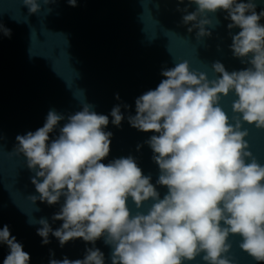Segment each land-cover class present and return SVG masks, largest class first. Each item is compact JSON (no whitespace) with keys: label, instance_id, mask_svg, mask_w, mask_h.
I'll return each mask as SVG.
<instances>
[{"label":"clouds","instance_id":"1","mask_svg":"<svg viewBox=\"0 0 264 264\" xmlns=\"http://www.w3.org/2000/svg\"><path fill=\"white\" fill-rule=\"evenodd\" d=\"M42 2L22 0L30 14L41 11ZM68 3L75 7L77 0ZM191 4L196 8L189 11ZM257 8L254 0H188L178 8L198 39L211 35L209 13L226 12L227 28L239 29L231 33L230 49L247 58L248 67L229 71L215 61L218 75L209 79L188 60L176 61L162 69L154 89L136 97L134 114L125 117L127 104L114 105L110 114L88 103L67 116L51 109L43 126L16 136V151L33 173L31 199L60 204L52 216L62 222L59 227L45 217L31 221L39 224L43 245L50 236L61 248L76 239L95 245L103 237L112 249L111 264H185L197 256L205 264H237L229 237L239 235V248L264 264V164L253 155L243 126L264 129V8ZM3 35L10 38L11 29L5 27ZM230 92L236 97L231 117L221 104ZM125 118L131 128L152 133L144 143L159 169L155 183L132 155L108 160L114 133L106 129L110 122L121 127ZM142 147L137 144V151ZM158 185L167 189L163 197ZM0 245L8 249L2 264H31L7 224L0 227ZM51 256L48 264H105L98 247H87L77 259Z\"/></svg>","mask_w":264,"mask_h":264},{"label":"water","instance_id":"2","mask_svg":"<svg viewBox=\"0 0 264 264\" xmlns=\"http://www.w3.org/2000/svg\"><path fill=\"white\" fill-rule=\"evenodd\" d=\"M254 2L257 11L264 8L262 0ZM187 4L188 0H77L72 7L68 0H48V4L41 3V11L30 14L22 0H0V227H10L31 254V264H48L52 252L56 259L82 258L87 247L100 248L105 264H111L112 249L103 237L95 245L76 239L61 248L52 236L49 244L41 243L36 233L39 224L31 221L45 217L53 228L59 227L62 222L52 221V216L60 204L31 199L35 194L30 179L33 173L16 151L18 134L43 126L51 109L67 116L85 103L102 114H110L116 104H127L130 108L122 107L125 117L134 114L136 97L154 89L163 79L162 69L176 61L188 60L193 69L207 73L209 79L218 75L212 69L215 61L229 71L249 66L247 58L235 57L230 49L231 33L239 29L227 28V13H209L211 35L198 39L195 30L190 33V25L182 23L184 13L178 11ZM195 8V4L188 6L189 11ZM5 27L11 29L10 38L3 35ZM116 93L120 100L115 98ZM235 98L230 92L221 101L230 117L234 115L231 103ZM243 126L248 129L245 139L253 155L264 164V129L254 124ZM58 130L50 137L54 138ZM106 130L114 133L108 160L132 155L155 183L159 169L144 143L152 133L131 128L126 118L121 127L110 122ZM137 144H143L139 151ZM157 188L163 197L167 189ZM152 203L145 201L140 210L146 212ZM128 206L133 213L137 211L131 198ZM229 239V255L237 264H257L239 248V235ZM7 252V247L0 245V264ZM185 264L205 262L197 256Z\"/></svg>","mask_w":264,"mask_h":264}]
</instances>
